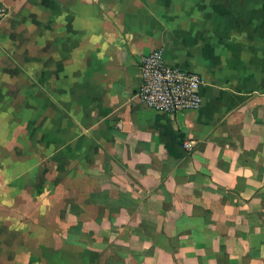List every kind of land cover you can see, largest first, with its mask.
<instances>
[{
  "label": "crops",
  "instance_id": "1",
  "mask_svg": "<svg viewBox=\"0 0 264 264\" xmlns=\"http://www.w3.org/2000/svg\"><path fill=\"white\" fill-rule=\"evenodd\" d=\"M0 2V264H264V0Z\"/></svg>",
  "mask_w": 264,
  "mask_h": 264
},
{
  "label": "built area",
  "instance_id": "2",
  "mask_svg": "<svg viewBox=\"0 0 264 264\" xmlns=\"http://www.w3.org/2000/svg\"><path fill=\"white\" fill-rule=\"evenodd\" d=\"M7 13V7L0 2V23ZM138 68L141 84L136 96L147 106L169 114L200 106L202 98L199 90L204 83L202 77L167 64L161 48L142 55Z\"/></svg>",
  "mask_w": 264,
  "mask_h": 264
}]
</instances>
